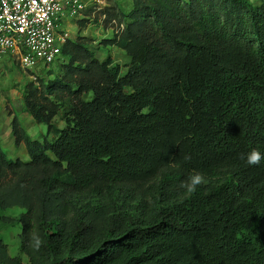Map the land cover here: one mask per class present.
Instances as JSON below:
<instances>
[{
    "label": "trees",
    "instance_id": "1",
    "mask_svg": "<svg viewBox=\"0 0 264 264\" xmlns=\"http://www.w3.org/2000/svg\"><path fill=\"white\" fill-rule=\"evenodd\" d=\"M89 41L68 39L61 75L23 85L53 138L13 116L27 159L0 145V264H264V161L242 159L264 153V0H132L104 41L124 73ZM194 172L207 182L189 195Z\"/></svg>",
    "mask_w": 264,
    "mask_h": 264
},
{
    "label": "rangeland",
    "instance_id": "2",
    "mask_svg": "<svg viewBox=\"0 0 264 264\" xmlns=\"http://www.w3.org/2000/svg\"><path fill=\"white\" fill-rule=\"evenodd\" d=\"M256 2V0H250ZM132 7V0H101L92 11L91 15L81 17L86 19L83 25L76 22L68 26L69 38L74 39L76 35L89 38L90 46L95 51L98 59L103 60L106 55H110L115 63H118L122 68V73L125 72V65L130 59L118 47L108 46L104 43L106 39L113 37L117 29L118 15L121 10L129 11ZM107 9L109 19L114 18L113 22H104V15L101 13ZM80 19V18H79ZM62 63L49 65V67H39L34 70H23L17 63H2L0 64V145L11 158L27 159L26 151L23 145L14 146L13 137L10 130V122L13 116H16L21 125L26 130L27 134L38 141L44 138L52 139L53 135L46 133L44 124L36 123L31 115L22 108V88L27 82L34 77L53 79L61 75ZM32 73L33 76H30ZM86 98H90L89 96ZM62 109L54 118V123L58 127H63ZM20 209L14 208L8 211L9 215H16ZM4 242L8 246V250L13 255L22 256L20 253V226H5L1 230Z\"/></svg>",
    "mask_w": 264,
    "mask_h": 264
},
{
    "label": "built area",
    "instance_id": "3",
    "mask_svg": "<svg viewBox=\"0 0 264 264\" xmlns=\"http://www.w3.org/2000/svg\"><path fill=\"white\" fill-rule=\"evenodd\" d=\"M100 2L0 0V64L17 63L23 70L49 67L71 39L67 27L89 16Z\"/></svg>",
    "mask_w": 264,
    "mask_h": 264
},
{
    "label": "clouds",
    "instance_id": "4",
    "mask_svg": "<svg viewBox=\"0 0 264 264\" xmlns=\"http://www.w3.org/2000/svg\"><path fill=\"white\" fill-rule=\"evenodd\" d=\"M185 159H190V157H185ZM242 159H245L248 166H259L262 161H264V153L260 150L253 149L250 151L246 157L242 156ZM205 175L201 172H194L190 174L187 179L181 182L180 187L189 195L196 193L199 186L206 183ZM34 246L39 248L42 241L39 236H33Z\"/></svg>",
    "mask_w": 264,
    "mask_h": 264
}]
</instances>
